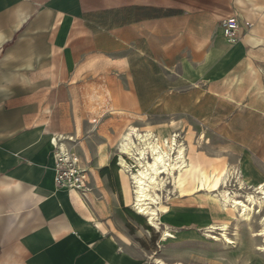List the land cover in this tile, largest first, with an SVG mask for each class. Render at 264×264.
Returning <instances> with one entry per match:
<instances>
[{
	"label": "crops",
	"instance_id": "obj_1",
	"mask_svg": "<svg viewBox=\"0 0 264 264\" xmlns=\"http://www.w3.org/2000/svg\"><path fill=\"white\" fill-rule=\"evenodd\" d=\"M263 50L264 0H0V264H136L116 235L91 226V214L105 223L106 198L87 193L90 212L55 181L62 133L45 107L96 53L152 69L158 60L164 75L190 82Z\"/></svg>",
	"mask_w": 264,
	"mask_h": 264
},
{
	"label": "rangeland",
	"instance_id": "obj_2",
	"mask_svg": "<svg viewBox=\"0 0 264 264\" xmlns=\"http://www.w3.org/2000/svg\"><path fill=\"white\" fill-rule=\"evenodd\" d=\"M110 54L112 57L96 53L76 72L68 91L56 93L45 107L52 128L74 137L67 143L80 157L78 165L87 174L90 198L94 203L107 200L101 212L107 233L117 236L121 249L136 264H155V257L168 263L264 264V252L257 249L262 238L252 236L261 228L258 204L251 225L247 221L237 225L239 210L232 207L226 217L217 219L216 215L222 214L213 211L211 194L200 191L181 197L171 178L158 190L164 203L171 205L160 217L176 237L161 241V234L125 201L117 150L121 134L130 125L154 133H166L170 125L187 152L193 151L195 159L205 158V166L216 160L241 166L248 183L264 180V70H259L264 52L234 67L229 64L225 74L213 81L203 76L190 82L178 74L164 75L158 66H162L161 61L155 60L156 67L152 69L150 60L137 56L130 59L125 52ZM175 61L170 71L178 73ZM234 73L244 75L241 83L236 76L227 80ZM204 134L205 138H201ZM103 159L107 162L103 163ZM128 163L137 169L133 160L128 159ZM99 165L109 170L102 173ZM238 183V178L232 176L228 189L238 191L239 199L246 200V192L253 190L240 189ZM211 219L230 222L227 232L236 241L235 247L226 244L221 230L207 232L206 222Z\"/></svg>",
	"mask_w": 264,
	"mask_h": 264
},
{
	"label": "bare ground",
	"instance_id": "obj_3",
	"mask_svg": "<svg viewBox=\"0 0 264 264\" xmlns=\"http://www.w3.org/2000/svg\"><path fill=\"white\" fill-rule=\"evenodd\" d=\"M230 23L234 25V20H230ZM237 80L241 83L243 76H239ZM170 128L171 126L168 125L166 133H154L152 130L141 131L137 126L130 125L121 134L117 142V150L121 167L120 172L124 177L123 194L126 203L136 213L146 218L147 224L161 234V241L164 242L176 237L169 226L163 225L160 217L162 213L169 211L171 207V205L164 203L160 195L162 193L158 192L166 185V179L168 180V178H171L174 182L175 187L173 188L181 197L192 196L200 191H207L211 194L210 204L213 211L222 214L221 216L216 215L215 218L217 219H221L223 216L226 217L232 207L239 210L241 213L240 217H236L237 225L241 221H247L251 225L258 204L262 215L261 228L254 231L252 236L262 238V243L257 249L264 252V180L258 181L256 184L248 183L241 166H230L228 163H220L216 160H211L209 166H205V158L203 160L195 159L193 151L187 152L186 146L177 139V133L174 134ZM73 138V136H65L64 134L55 136L53 139L55 149L62 155L63 159L73 156L80 161L79 155H74L67 143ZM201 138H205V134ZM128 159L133 160L137 169H132ZM102 162H107V160L103 159ZM232 176L238 178L240 189L253 190L245 191L246 200L239 199L240 193L238 191H229L228 185ZM131 183H133L134 189L131 188ZM69 192L80 201L82 206L84 205L91 212L80 190L73 187ZM87 217L93 220L91 226L95 229H106L103 222L96 219L93 214ZM224 220L226 221L223 223L214 222L212 219L207 221V232L221 230L226 244L235 247L236 241H233L227 232L230 228V222L227 219ZM250 229L253 228L250 226ZM236 234L239 235L238 231ZM210 237L219 240L217 236L210 235ZM153 262L155 264H184L177 261L168 263L157 257L153 258Z\"/></svg>",
	"mask_w": 264,
	"mask_h": 264
},
{
	"label": "built area",
	"instance_id": "obj_4",
	"mask_svg": "<svg viewBox=\"0 0 264 264\" xmlns=\"http://www.w3.org/2000/svg\"><path fill=\"white\" fill-rule=\"evenodd\" d=\"M224 25L226 35L231 39V42L237 41V27L234 25H230L226 22L224 23ZM57 159L58 163L56 166L55 176V181L57 185L60 187L67 188V190L69 191H71V189L75 187L81 191L84 197L87 198V189L85 183V178L87 177V174L82 173V171H80L81 169L78 165L79 161L73 156L69 157L68 159H63L62 155H60L59 152H57Z\"/></svg>",
	"mask_w": 264,
	"mask_h": 264
},
{
	"label": "trees",
	"instance_id": "obj_5",
	"mask_svg": "<svg viewBox=\"0 0 264 264\" xmlns=\"http://www.w3.org/2000/svg\"><path fill=\"white\" fill-rule=\"evenodd\" d=\"M109 167L108 166H105L101 171H102V173H106L109 169H108Z\"/></svg>",
	"mask_w": 264,
	"mask_h": 264
}]
</instances>
